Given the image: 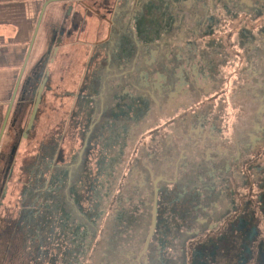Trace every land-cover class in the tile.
<instances>
[{
  "label": "flooded vegetation",
  "instance_id": "af4514ba",
  "mask_svg": "<svg viewBox=\"0 0 264 264\" xmlns=\"http://www.w3.org/2000/svg\"><path fill=\"white\" fill-rule=\"evenodd\" d=\"M106 1L70 3L106 33L71 93L79 148L42 263L264 264V31L235 28L258 0Z\"/></svg>",
  "mask_w": 264,
  "mask_h": 264
},
{
  "label": "rangeland",
  "instance_id": "374dc122",
  "mask_svg": "<svg viewBox=\"0 0 264 264\" xmlns=\"http://www.w3.org/2000/svg\"><path fill=\"white\" fill-rule=\"evenodd\" d=\"M89 1L101 4L104 0ZM68 9L70 12L67 15ZM262 11L257 16L248 18L245 26L236 20L237 32L244 31L249 34L251 29L264 31V8ZM74 13L75 6L72 10L70 2L66 5L59 2L48 6L44 22L50 18L54 24L60 25V29L55 32L53 28H44L42 24L43 29L41 28L39 32L41 37L33 54L34 61L29 68L27 67L26 79L20 85V93L13 103V118L14 116L17 118V114L21 116L22 113L29 115L38 84L45 75L46 84L31 129L26 131L29 118L27 121L25 119L23 129L20 126L19 134H16L19 143L17 144L16 140L10 146H6L0 156L1 175L4 177L8 172L11 173L7 183L0 179V264H43L44 256L39 252L41 242H44L43 236H54L53 220L56 213L54 200L57 198L63 200L65 167L71 161L69 157H73L79 148L74 132L75 128L78 130V124H75L73 118L75 111L71 106L73 101L71 93L80 86L83 88L88 86L87 79L80 78L89 74L84 70L89 44L100 40L106 33V24L102 18H92L88 13L86 18L81 17L80 21L79 19L72 21ZM43 30L46 31V35H43ZM60 34V43L53 54L55 41ZM94 36L99 38L96 40ZM34 80L37 83L34 84ZM30 81L32 83L28 85ZM80 104L83 103L79 102L78 106ZM113 147V145L108 147V154H103L102 146H98L94 153L95 158L103 155L109 157L112 155ZM4 152L8 155L4 156L7 159V162H3L5 164L2 163ZM55 156L58 157L56 160ZM60 156H63V160L59 158ZM10 157H12L10 163L7 164ZM91 164L94 173L95 169L101 166L98 159L91 161ZM87 172L88 169L80 170L75 182L71 184L73 199L78 208L83 209L87 204L85 184ZM44 181L49 183L51 189L48 192L49 198H44L40 191ZM56 185L58 192H54V189H57ZM3 191L7 193L5 196L1 195ZM94 199L98 200L100 197L96 196ZM110 199L111 196L109 201ZM45 200L48 201L46 211L38 217L37 208L43 205ZM42 219L46 220L45 224H39ZM64 234L69 235L68 231ZM51 242L53 243L52 239ZM100 250L102 252L104 247L98 249L99 252ZM53 261L45 256L46 264H53Z\"/></svg>",
  "mask_w": 264,
  "mask_h": 264
},
{
  "label": "crops",
  "instance_id": "0c3cea01",
  "mask_svg": "<svg viewBox=\"0 0 264 264\" xmlns=\"http://www.w3.org/2000/svg\"><path fill=\"white\" fill-rule=\"evenodd\" d=\"M47 1L51 0H0V131L16 84L19 81L18 90L16 92L17 97V94L20 93L19 87L26 79L25 71L27 67H30L32 61H34L33 54L41 37L39 32L41 28L43 29L42 24L44 28L51 27L54 31L60 29V25L54 24L50 18H47L44 22V15L49 5L45 7L41 20L37 26L39 15ZM64 4H68V0L65 1ZM263 8L264 0H258L257 3L250 5L248 12L253 16H257L258 13L263 12ZM63 13H65V11H63ZM51 34L52 32L49 33L50 36ZM43 35H46V31L44 30ZM104 36L100 38V40H97L99 37L94 36V38L97 40L96 42H98L101 41ZM95 43H88L90 49L86 56L85 65L88 63V56ZM30 48L31 50L28 56ZM33 68L35 69V67ZM38 77H40V75ZM31 81L28 82V85L32 83ZM35 83H37L36 80H34V84ZM13 109L14 105H12L6 127L0 137V156L6 146H10L17 140L16 134H19L20 126H22L23 129V125L26 123L25 119L27 121L29 118L27 113L26 115L22 113L21 116L17 115V118L15 116L13 118ZM18 143L19 141L17 140V144ZM4 156H8L7 152H4L2 155V163L7 162ZM0 179L4 180L2 175ZM4 194L6 195L7 193ZM1 195H3V192Z\"/></svg>",
  "mask_w": 264,
  "mask_h": 264
},
{
  "label": "water",
  "instance_id": "95a60500",
  "mask_svg": "<svg viewBox=\"0 0 264 264\" xmlns=\"http://www.w3.org/2000/svg\"><path fill=\"white\" fill-rule=\"evenodd\" d=\"M65 1H67V0H65ZM65 1H62V0H51V1H47V3L43 6V8L41 10V13L39 15V19H38L37 26H38V24H39V22L41 20V17L43 15V12H44V9H45L46 6H48L50 4H57L59 2H65ZM74 1H76V0H68V2H74ZM69 12H70V9L67 10V15L69 14ZM35 34H36V32H35ZM60 37H61V34L59 35V38H57L56 41H55V46H54V49H53V54H55L56 51H57L58 44L60 43ZM33 39H34V37H33ZM30 50H31V48L29 49L28 56L30 54ZM45 84H46V77H44L43 80H42V82H40V84L38 85V89L36 91V96H35V100H34V103H33V107H32V110H31V113H30V116H29V119H28L26 131H29L31 129L32 125H33V121H34V118H35L36 113H37V109H38V106H39V103H40L41 95H42L43 89L45 87ZM18 85H19V81L16 84V87H15V90H14V93H13V96H12V99L9 102L8 111H7V114L5 116L4 123H3L2 128H1V131H0V137L3 134L4 129L6 127V124H7V121H8V117H9V113H10V110L12 108L14 99L16 97V92L18 90ZM23 136L25 137L26 135L24 134Z\"/></svg>",
  "mask_w": 264,
  "mask_h": 264
}]
</instances>
